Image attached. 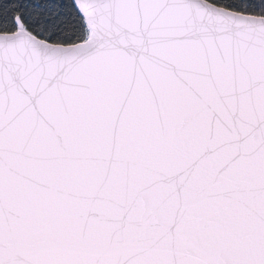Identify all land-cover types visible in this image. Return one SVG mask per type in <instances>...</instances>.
<instances>
[{"label": "snow or ice", "instance_id": "6c2138e0", "mask_svg": "<svg viewBox=\"0 0 264 264\" xmlns=\"http://www.w3.org/2000/svg\"><path fill=\"white\" fill-rule=\"evenodd\" d=\"M0 264H264V0H0Z\"/></svg>", "mask_w": 264, "mask_h": 264}]
</instances>
